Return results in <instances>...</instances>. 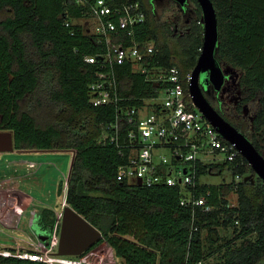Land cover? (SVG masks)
<instances>
[{
	"label": "trees",
	"instance_id": "obj_1",
	"mask_svg": "<svg viewBox=\"0 0 264 264\" xmlns=\"http://www.w3.org/2000/svg\"><path fill=\"white\" fill-rule=\"evenodd\" d=\"M138 1L144 21L135 27L134 36L151 40L157 49L153 58L160 65L177 66L184 77L200 51V14L184 24L178 15L158 18L149 0ZM211 1L218 29L215 57L239 69L242 87L233 108L216 110L264 156V0ZM4 11L0 129L11 131L14 150L71 151L65 203L101 232L74 257L105 241L121 264H262L264 182L242 155L221 164L193 160L194 184L187 187L194 195L205 196L213 206L208 211L180 204L184 186L179 183L146 186L116 179L117 166L127 157L109 141L104 128L114 119V105H92L89 100V83L101 67L84 56L97 54L101 43L83 23L82 7L75 0H0V13ZM112 37L129 41L123 33ZM114 69L118 92L131 96L122 103H142V96L155 92V85L130 63L116 64ZM224 101L231 105L233 99L226 93ZM223 165L231 173L228 181L199 179L207 169L220 170ZM62 181L57 182V193ZM230 191L236 194L235 204L228 203ZM37 207L36 220L48 232L54 211ZM228 229L230 236H225ZM0 264L45 263L7 256L0 257Z\"/></svg>",
	"mask_w": 264,
	"mask_h": 264
},
{
	"label": "built area",
	"instance_id": "obj_2",
	"mask_svg": "<svg viewBox=\"0 0 264 264\" xmlns=\"http://www.w3.org/2000/svg\"><path fill=\"white\" fill-rule=\"evenodd\" d=\"M75 2L84 10L83 23L89 25L101 43L97 54L85 55L84 59L99 62L101 67L96 79L89 83L91 104H111L116 111L114 119L104 125L105 130L109 131V141L115 142L121 154L126 152L127 160L117 166L116 179L137 182L139 178L140 183L146 186L179 183L184 186L180 204H190L192 208L198 206L203 211L211 210L213 206L203 194L194 195L187 187L194 184L196 169L193 160L216 153L222 154L223 159L231 160L239 152L194 105L188 88L190 71L181 77L177 66L160 65L153 58L157 49L152 41L134 36L135 27L144 21V11L138 0ZM118 33H123L129 41L113 39L112 34ZM126 62L135 66L147 81L155 85V92L142 96V103H122L131 96L118 92L114 67ZM6 163L12 164L9 159ZM44 163L41 159L23 158L18 161V170L21 171L17 173V167L13 168L6 175V180L11 178L19 182L21 178L36 173ZM62 180V193L64 191L65 195L67 174ZM13 189L23 200L26 199L25 192L18 187ZM64 203L63 199L58 209L45 205L52 207L55 216L51 230L43 234L47 236L46 241L33 232H25V237L14 236L8 233L10 231L3 232L13 240V244L0 241V257L15 256L45 264H99L86 258L76 259L73 255L57 253ZM35 216L30 208L28 225L32 224ZM14 222L4 219L3 226L0 225L6 229L21 230L20 215ZM191 228L195 230L196 226L192 224Z\"/></svg>",
	"mask_w": 264,
	"mask_h": 264
},
{
	"label": "rangeland",
	"instance_id": "obj_3",
	"mask_svg": "<svg viewBox=\"0 0 264 264\" xmlns=\"http://www.w3.org/2000/svg\"><path fill=\"white\" fill-rule=\"evenodd\" d=\"M151 7L158 18L178 15L181 20L180 23L182 22L185 24L189 22L191 18H198L197 14H200L201 20V11L197 10L196 3L193 0H186V4L182 8H180L177 2L172 0H153ZM5 13L6 11L0 13V16ZM72 21L75 22L78 20L72 19ZM219 63L226 74L220 94L216 95L212 88H208L205 96L209 99L212 105H216V102L219 101L223 108H233L234 104L239 99L242 90V87L238 83V76L240 75L239 69L225 61H219ZM226 93H228L233 99L231 105L225 104L224 96ZM241 109L245 111L247 109V104H243ZM252 115L253 112L250 111V119ZM1 130L7 129H0V131ZM71 157L72 153L70 150H14L13 148L5 151L0 150V224H3L4 219H12V222L15 223V218L20 215L19 227L21 229L11 230L1 227L0 225V241L6 244H13V240L3 233H7L8 231H10L8 233L17 237H25V232H33L42 237L45 231L40 228L36 217L34 221H32V224L28 225L27 223L30 216V208L32 207L31 209L36 214L37 206L39 205H51L54 209H58L61 206L62 200L64 199V191L62 193L61 190L60 193H57L56 185L57 182L60 179H63L64 175L68 173ZM23 158L33 160L41 159L45 163L36 173L21 178L19 182L16 179L12 180L11 178L6 180V175H8L9 172H12L13 168L17 167V173L21 171L18 170L19 165H15V163L19 160L21 161ZM202 158L207 162L213 161L214 163L220 164L223 162V155L220 153L206 154L203 155ZM8 159L12 164L6 163ZM8 165H11V168L8 169ZM230 176V170L223 165L220 170L207 169L199 179L206 183H219L222 181H228ZM12 187H18L25 192L27 196L32 199L30 200L31 204L26 203V201L29 200H23L22 197L17 194V190ZM227 198L229 204L236 203V194L234 192L230 191ZM27 204L28 206H25ZM65 205L67 204L64 203V206ZM18 211L20 213H18ZM6 224L8 223H5L4 225ZM224 234H226L225 236H230V229L224 232ZM109 247L110 246L105 241H102L83 253L80 257L75 256L74 258H86L93 260L94 262H99V264H121L120 258H116L111 251L112 249L110 250ZM262 264H264V260L262 261Z\"/></svg>",
	"mask_w": 264,
	"mask_h": 264
},
{
	"label": "water",
	"instance_id": "obj_4",
	"mask_svg": "<svg viewBox=\"0 0 264 264\" xmlns=\"http://www.w3.org/2000/svg\"><path fill=\"white\" fill-rule=\"evenodd\" d=\"M183 5L185 0H175ZM201 11L202 40L200 51L190 70L189 93L196 108L215 127L218 133L234 144L256 175L264 182V156L253 143L233 124L226 120L204 95L201 83L209 81L219 90L226 77L215 57L218 40L217 17L211 0H196ZM12 148V135L8 130L0 131V150ZM137 183H140L139 178ZM101 237V232L69 205L62 208L57 253L79 255ZM47 240L46 235H42Z\"/></svg>",
	"mask_w": 264,
	"mask_h": 264
},
{
	"label": "flooded vegetation",
	"instance_id": "obj_5",
	"mask_svg": "<svg viewBox=\"0 0 264 264\" xmlns=\"http://www.w3.org/2000/svg\"><path fill=\"white\" fill-rule=\"evenodd\" d=\"M149 1L152 3L153 0H149ZM172 1L177 2V1H175V0H172ZM177 3H178V2H177ZM178 4H179V3H178ZM185 4H186V0H185V2H184L183 5H180V4H179L180 8H182ZM223 83H224V81H223ZM222 85H223V84H222ZM221 87H222V86H221ZM201 88H202V90H203L204 95H205L206 91L208 90V88H212V90L215 91L216 95H217V94H220V91H221V88H220L219 90L214 89L209 81H205L204 83H201ZM225 89H226V88H225ZM208 100H209V99H208ZM213 106L215 107V109H216V107H222L219 101H217V102H216V105H213Z\"/></svg>",
	"mask_w": 264,
	"mask_h": 264
},
{
	"label": "crops",
	"instance_id": "obj_6",
	"mask_svg": "<svg viewBox=\"0 0 264 264\" xmlns=\"http://www.w3.org/2000/svg\"><path fill=\"white\" fill-rule=\"evenodd\" d=\"M18 159H19V158H18ZM16 164H18V162H16ZM19 166H20V165H19ZM9 168H11V165H8V169H9ZM25 200H29V201H26V203L31 204L30 200H32V199H31L30 197L27 196V198H26ZM26 203H25V204H26ZM28 204L25 205V206H28ZM44 206H45V205H44ZM48 207H49V206H48ZM52 207H53V206H52ZM52 207H51V208H52ZM31 208H32V207H31ZM109 248H110V250H111V247H109ZM111 251H112V250H111Z\"/></svg>",
	"mask_w": 264,
	"mask_h": 264
}]
</instances>
